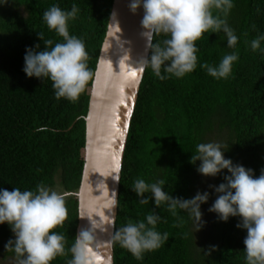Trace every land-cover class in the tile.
Returning a JSON list of instances; mask_svg holds the SVG:
<instances>
[{"label":"trees","instance_id":"obj_1","mask_svg":"<svg viewBox=\"0 0 264 264\" xmlns=\"http://www.w3.org/2000/svg\"><path fill=\"white\" fill-rule=\"evenodd\" d=\"M115 0H0V189L35 190L43 183L64 194H77L86 167L87 118L102 49L107 38ZM79 8L69 23V32L82 39L88 52L93 76L76 102L56 99L50 79L29 78L23 71L26 49L43 39L63 42L43 21V13L53 5L70 11ZM227 24L238 36L235 47H227L223 32L205 33L196 42L197 68L183 78L160 80L147 68L129 133L122 170L116 230L129 221L144 220L152 211L161 216L157 230L169 234L158 250L136 260L115 244V264H246V229L237 227L240 217L227 222L210 212L217 194L213 183H224L225 169L214 177L198 173L200 161L191 157L200 143L220 142L224 155L233 164L253 169L255 176L264 169V52L251 49V41L264 35V0H233ZM214 15L217 14L213 10ZM169 38L163 34L153 43ZM264 48V41L261 42ZM238 52L227 79H215L200 65H218L225 54ZM151 55V54H150ZM228 148V149H227ZM143 178L153 183L165 181L164 190L173 197L193 198L197 192L211 193L201 205L202 220L210 224L197 231L194 218L180 211L183 223L166 205L157 208L154 199L139 203L132 191ZM148 195V194H146ZM68 218L56 232L66 237V250L74 243L80 224L77 196L64 197ZM197 231V232H196ZM15 235L5 223L0 225V257L16 260L5 245ZM71 253L58 256L52 264H67ZM2 264V263H0Z\"/></svg>","mask_w":264,"mask_h":264},{"label":"clouds","instance_id":"obj_2","mask_svg":"<svg viewBox=\"0 0 264 264\" xmlns=\"http://www.w3.org/2000/svg\"><path fill=\"white\" fill-rule=\"evenodd\" d=\"M233 6V0H131L133 13L143 7L141 25L150 41L161 34L169 37L162 42L150 43L151 55L140 60V70L151 68L162 81L185 77L198 65L196 42L209 32H223L227 47L235 49L238 36L226 21ZM213 10L217 14L214 15ZM79 11L75 4L70 11L58 5L46 10L43 13L44 23L50 31L62 37L63 42L54 44L51 39L44 40L43 33H39L45 44L44 50H40L37 44L35 48H27L24 57L23 71L26 75L29 78L50 79L57 100L78 101L93 76L88 67L89 57L84 41L69 32V23L77 18ZM119 31L121 29L118 27ZM262 41L264 35L253 39L251 49L264 52ZM129 58L125 56L121 61ZM238 59V52L234 51L225 54L218 65L205 63L200 66L217 80L227 79L232 73L233 63ZM225 151L226 146L220 142L200 143L190 162L195 164L200 161L197 171L205 177H216L225 169L230 173L224 176V183L210 185L217 198L209 211L216 213L218 219L224 222L230 217H240L237 227L247 231L244 239L246 264H264V169L256 177L253 169L226 159ZM164 185L163 179L149 183L138 178L132 191L140 204L147 205L154 199L157 208L166 205L178 220L176 226L183 223L180 211L187 212L194 218L199 231L204 223L201 205L208 202L211 193L197 192L193 198L183 199L168 194ZM93 198L105 209H114L118 205L115 192H101V195H93ZM98 215L106 218L105 213ZM67 218L63 195L43 183L37 185L35 190L22 191L18 187L12 191L0 189V225L7 223L15 235L5 249L16 254L17 264H52L58 256H67L69 252L71 259L67 264H102L95 251L94 229L81 230L72 246L66 250V237L55 229L62 226ZM160 220L161 216L152 210L144 220L129 221L118 228L110 241L129 251L136 260H143L145 253L158 250L169 239L167 232L157 230ZM110 223L115 225L114 216ZM107 264H112L111 259Z\"/></svg>","mask_w":264,"mask_h":264},{"label":"water","instance_id":"obj_3","mask_svg":"<svg viewBox=\"0 0 264 264\" xmlns=\"http://www.w3.org/2000/svg\"><path fill=\"white\" fill-rule=\"evenodd\" d=\"M120 1L115 0L95 76L86 120V167L81 190L76 195L80 202V217L83 216L79 218L78 234L81 230L94 229L97 243L95 251L102 264H107L109 259L115 264V244L110 240L117 227L121 177L129 133L147 71L140 70L139 62L150 57L149 45L154 40L150 41L144 34L141 25L143 16L133 17L132 12L127 10V2ZM120 4L121 11L116 19ZM118 27L121 29L119 32ZM125 56L130 58L121 61ZM132 73H136L135 77ZM101 192H115L117 207L105 209L98 205L93 195L99 196ZM98 213H105L106 218ZM113 216L114 226L110 223Z\"/></svg>","mask_w":264,"mask_h":264},{"label":"rangeland","instance_id":"obj_4","mask_svg":"<svg viewBox=\"0 0 264 264\" xmlns=\"http://www.w3.org/2000/svg\"><path fill=\"white\" fill-rule=\"evenodd\" d=\"M213 179H209L208 181H212L213 182V180H214V177H212ZM211 185H215V186H217V184H216V181H215V184H211ZM209 188H210V186H209ZM52 190H55V191H58V192H60L62 195H63V197H68L69 195H77V194H79V192L77 193V194H64V191H63V189L60 187V186H58V187H56V188H54V189H52ZM211 192H213L214 190L213 189H211L210 190ZM203 224L205 225V227L207 226V225H209L210 224V218L209 217H207V214H205V217H203ZM0 263H2V264H17V261L15 260V259H9V260H6V261H4L1 257H0Z\"/></svg>","mask_w":264,"mask_h":264},{"label":"bare ground","instance_id":"obj_5","mask_svg":"<svg viewBox=\"0 0 264 264\" xmlns=\"http://www.w3.org/2000/svg\"><path fill=\"white\" fill-rule=\"evenodd\" d=\"M125 1L127 2V5H126L127 6V10L129 11V13H131L132 11L130 9V1L129 0H125ZM120 2H122V0ZM121 6H122L121 4L118 6V13H117L116 19H117L118 15L120 14ZM132 16L133 17H139L140 16L142 18V16H144V10L142 9V7L140 9H138L137 12H135V13L132 12Z\"/></svg>","mask_w":264,"mask_h":264},{"label":"snow or ice","instance_id":"obj_6","mask_svg":"<svg viewBox=\"0 0 264 264\" xmlns=\"http://www.w3.org/2000/svg\"><path fill=\"white\" fill-rule=\"evenodd\" d=\"M131 75H132L133 77H135L136 73H132ZM121 134H122V133H121Z\"/></svg>","mask_w":264,"mask_h":264}]
</instances>
